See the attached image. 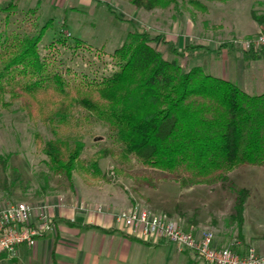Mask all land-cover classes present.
<instances>
[{
    "label": "rangeland",
    "instance_id": "obj_1",
    "mask_svg": "<svg viewBox=\"0 0 264 264\" xmlns=\"http://www.w3.org/2000/svg\"><path fill=\"white\" fill-rule=\"evenodd\" d=\"M8 1L0 0V7ZM12 1L16 9L6 19L0 10V28L32 31L47 22L39 51L50 69L75 83L87 80L86 75L90 80L110 74L115 69L111 53L134 28L146 31L153 37L151 45L183 70L199 66L233 82V67L239 65L233 54L241 52L233 39L243 38L237 36L235 20L251 8L256 14L264 8V0L253 5L251 0H175L151 10L135 8L128 0ZM28 8L34 13L25 15ZM242 78L250 83V94L264 92L261 75L247 72ZM8 100L7 95L0 100V203L77 195L97 208L109 204L117 211L140 204L185 227L211 230L220 245L239 247L244 241L264 246V166L238 164L222 178L183 181L133 155L123 158L107 124L81 109H71L68 123L52 125L37 109L29 113ZM54 136L83 142L70 177L46 163L42 141ZM238 197L244 199L241 223L235 217ZM144 248L139 264H206L193 251H177L173 243Z\"/></svg>",
    "mask_w": 264,
    "mask_h": 264
},
{
    "label": "trees",
    "instance_id": "obj_2",
    "mask_svg": "<svg viewBox=\"0 0 264 264\" xmlns=\"http://www.w3.org/2000/svg\"><path fill=\"white\" fill-rule=\"evenodd\" d=\"M128 1L151 10L175 0ZM15 5L10 0L0 7L5 19ZM24 13L33 14L34 9ZM252 17L259 23L264 20L262 14L253 12ZM46 26L47 22L32 31L14 32L0 28V100L7 95V104L16 100L29 113L37 109L52 125L68 123L71 109H81L107 124L123 158L133 155L143 165L183 181L222 178L238 164L264 166V92L247 93L199 66L183 70L151 45L153 37L136 28L111 53L115 69L110 74L70 82L50 69L39 51ZM42 145L48 167L70 177L82 140L54 136ZM243 202L238 197L235 203L239 223Z\"/></svg>",
    "mask_w": 264,
    "mask_h": 264
},
{
    "label": "crops",
    "instance_id": "obj_3",
    "mask_svg": "<svg viewBox=\"0 0 264 264\" xmlns=\"http://www.w3.org/2000/svg\"><path fill=\"white\" fill-rule=\"evenodd\" d=\"M260 11L264 15V8ZM252 13L251 8L246 17L240 16L235 20L237 36H249V33L264 29V20L257 22ZM238 49L241 52L233 54L239 64L238 68L233 67V82L249 93L250 83L242 76L248 72L264 79V47L258 52ZM43 202L52 217L53 231L38 237L34 245H18L15 256L0 253V264H139L144 247L169 243L166 240L149 243L132 234L115 219L114 213L118 208L109 204L97 210V204L77 195L45 198ZM87 202L90 205L86 206ZM214 242L220 244L215 238ZM239 243L243 250L253 246L258 254L264 255V246L244 241L243 245ZM176 250L183 251L177 247Z\"/></svg>",
    "mask_w": 264,
    "mask_h": 264
},
{
    "label": "built area",
    "instance_id": "obj_4",
    "mask_svg": "<svg viewBox=\"0 0 264 264\" xmlns=\"http://www.w3.org/2000/svg\"><path fill=\"white\" fill-rule=\"evenodd\" d=\"M233 45L242 50L264 47V31L235 38ZM114 217L143 241L158 243L166 240L179 250L193 251L207 264H264V255L258 254L253 246L238 252L231 245H218L211 230L185 227L179 220L155 213L140 204L117 211ZM53 229V220L44 202L0 203V253L15 256L18 245H34L38 237Z\"/></svg>",
    "mask_w": 264,
    "mask_h": 264
}]
</instances>
